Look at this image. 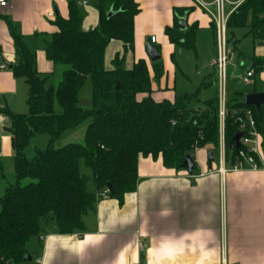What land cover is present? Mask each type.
Returning <instances> with one entry per match:
<instances>
[{
  "label": "trees",
  "instance_id": "obj_1",
  "mask_svg": "<svg viewBox=\"0 0 264 264\" xmlns=\"http://www.w3.org/2000/svg\"><path fill=\"white\" fill-rule=\"evenodd\" d=\"M68 4V17L56 16L58 30L44 47L49 61L65 67L57 85L51 84V74L37 69L36 53L29 50L17 25L5 17L17 54L12 71L28 85L29 111L0 108L9 121L6 131L11 135L15 170V181L0 197V264L27 259L26 243L33 236L41 239L44 235L43 220L55 219L61 233L85 231L84 218L95 209L108 183L112 191L106 196L120 201L136 190L140 156H162L165 166L184 168L186 155L191 154L196 165L197 149L211 145L215 153L219 145L218 97L201 103L200 91H196L157 101L152 96L147 63L139 60L133 68L126 67L125 55L135 48L138 2L94 0L100 21L90 30L82 28L83 5L78 0ZM189 9L176 11L174 25L165 31L170 43L196 50L195 28L181 30L179 23ZM236 29H247L245 36L250 34L259 44L264 43V0H244L230 13L227 30L231 37ZM112 39L122 41L125 52L116 54L112 69H106L105 51ZM252 59L255 74L264 59ZM153 70L155 79H160L164 74L161 59L153 63ZM88 79L92 98L85 107L79 93ZM244 99L242 94L227 96L232 114L226 118L225 149L231 161L238 151L234 140L240 128L237 117L248 108L264 136V105L257 110ZM87 119L84 143L55 146L64 132ZM39 134H47L49 144L30 158L26 149ZM81 161L91 169V176L82 173ZM91 178L95 191L89 188Z\"/></svg>",
  "mask_w": 264,
  "mask_h": 264
},
{
  "label": "crops",
  "instance_id": "obj_2",
  "mask_svg": "<svg viewBox=\"0 0 264 264\" xmlns=\"http://www.w3.org/2000/svg\"><path fill=\"white\" fill-rule=\"evenodd\" d=\"M68 1L9 0L6 7L0 6V63L7 65L17 60L14 40L5 21L8 16L24 36L29 50L36 53L37 69L56 75L57 85L65 67L49 61L44 47L58 30L54 23L56 16L68 17ZM135 1L140 12L135 16V48L125 55L126 67L133 68L144 60L152 79L154 62L147 59L144 42L153 36L158 42L155 33H160L164 44H151L165 51L166 42H170L165 29L174 25L176 11L190 8L187 26L195 28L196 41L203 31L216 32L212 16L195 0ZM233 6L230 3L227 9ZM81 11L84 30L99 24V11L94 3L81 6ZM146 25L155 31L150 37L143 32ZM106 48L104 63L106 69H112L116 54L125 52L124 44L112 39ZM252 57L264 59V43L253 41ZM257 76L255 87L248 92L264 90V65L255 73L254 77ZM215 83L217 86L216 70ZM27 91L24 79L15 77L8 66L0 68V108L8 106L17 113L25 112L21 105L26 106ZM8 125L7 117L0 112V153L4 150V154L13 155ZM209 151L206 147L197 149L193 173L187 168L165 166L162 156L158 159L140 156L136 190L125 194L123 201L101 197L84 218L85 231L61 233L55 219L43 220V237L33 236L27 241L30 258L19 264H264V169L223 172L217 161L209 169Z\"/></svg>",
  "mask_w": 264,
  "mask_h": 264
},
{
  "label": "rangeland",
  "instance_id": "obj_3",
  "mask_svg": "<svg viewBox=\"0 0 264 264\" xmlns=\"http://www.w3.org/2000/svg\"><path fill=\"white\" fill-rule=\"evenodd\" d=\"M93 5L94 0H89ZM147 19H144V23ZM148 23V22H147ZM227 30V29H226ZM247 29H236L235 36L231 37L227 30V48H228V98H233L236 95L247 94L249 90L255 87V81L257 77H252L250 83H243L242 77L248 68L253 65L252 59V47L253 39L252 35L246 34ZM145 36L150 37L154 29L150 26H145L143 30ZM159 39L157 45L164 44V36L162 34L155 33ZM203 35V36H202ZM146 45V42H144ZM157 46L156 44H154ZM166 49L161 52V61L165 65L164 77L161 80H156L154 75L152 96L155 99L160 97H174L177 93L199 92L198 99L201 103L208 99H215L218 97L219 90L215 83V70L217 63V45L216 35L212 30L203 31L199 36V40L196 41V50L184 48L178 44L166 42ZM164 46V47H165ZM163 48V47H162ZM147 59L149 56L147 54ZM58 74V72L56 73ZM56 75H51V84H55L57 80ZM60 80V79H59ZM206 86L204 87V85ZM257 87V86H256ZM91 79H88L83 88L80 91L81 104L85 107H89L91 103ZM243 98V96H242ZM21 107L28 112L27 104ZM21 108V109H22ZM57 108V107H56ZM24 113V112H23ZM90 119L85 120L81 125L75 129H70L69 132L63 134L59 140L55 142L56 147L65 146L70 142L84 143V136L86 131V124ZM1 127V126H0ZM49 137L47 134H39L31 139V143L26 149V155L33 157L35 152L40 149H44L49 144ZM4 150L0 153V197H2L6 189L15 181L14 170V155L12 153L4 154ZM80 168L83 174L91 176L92 171L84 162L81 161ZM89 188L95 191V185L92 178L89 180Z\"/></svg>",
  "mask_w": 264,
  "mask_h": 264
},
{
  "label": "built area",
  "instance_id": "obj_4",
  "mask_svg": "<svg viewBox=\"0 0 264 264\" xmlns=\"http://www.w3.org/2000/svg\"><path fill=\"white\" fill-rule=\"evenodd\" d=\"M199 5L201 4L212 16L215 22L216 30V45L218 48L217 63H216V75H217V87L218 93V120H219V145L215 152L216 161L220 165V169L225 172L226 170H235L239 168H252V169H264V136L260 133L256 126V119H254L253 111L248 108L244 115L238 116L237 119L240 123V131L243 136L240 139V146L237 153L234 155V160L231 161L227 158L225 149V129L226 118L228 113L227 108V96H228V48H227V22L230 17V13L236 8L235 5L240 1L231 0H195ZM79 4L84 6L88 5L89 0H78ZM233 3L232 9L228 10L227 5ZM9 4V0H0V6L6 7ZM151 43L156 42V37H152ZM0 68H7V65L3 62L0 63ZM254 70L249 69L242 77L243 83L247 84L252 81L254 77ZM210 151L213 146L206 147ZM107 188L103 191V197H107ZM43 237V236H42ZM41 237V238H42ZM143 242H140L142 245ZM40 261V260H39Z\"/></svg>",
  "mask_w": 264,
  "mask_h": 264
},
{
  "label": "water",
  "instance_id": "obj_5",
  "mask_svg": "<svg viewBox=\"0 0 264 264\" xmlns=\"http://www.w3.org/2000/svg\"><path fill=\"white\" fill-rule=\"evenodd\" d=\"M112 13V12H111ZM111 13L109 15H111ZM187 13L184 16L179 17V23H180V28L181 30H186L187 28ZM146 47H147V53L149 55V58L152 62H156L161 58V52L157 50L156 47H154L150 40L148 39L146 41ZM7 66L12 69L13 68V63L8 62ZM245 104L247 105H253L256 107L257 110H260L263 105H264V90L263 91H255V92H248L245 95L244 99ZM235 112V111H234ZM232 114L231 110H228L227 116L230 117ZM236 135L234 136V140L236 143V147L240 146V139L243 136V134L240 131H237L235 133ZM1 145V141H0ZM216 161L215 153L214 151H209L208 153V159H207V165H209V169L213 168L212 163ZM193 156L191 154L186 155L182 166L184 168H187L189 173H193V171L196 169V165L194 163ZM107 188L112 191V184L108 183ZM26 258H30V255H26ZM11 264H16V262L13 260L11 261Z\"/></svg>",
  "mask_w": 264,
  "mask_h": 264
}]
</instances>
